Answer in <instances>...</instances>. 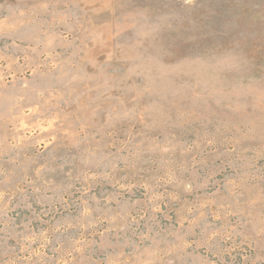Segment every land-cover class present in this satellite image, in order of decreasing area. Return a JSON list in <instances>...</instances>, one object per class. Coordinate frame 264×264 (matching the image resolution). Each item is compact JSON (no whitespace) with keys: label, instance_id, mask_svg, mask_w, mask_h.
I'll list each match as a JSON object with an SVG mask.
<instances>
[{"label":"rangeland","instance_id":"obj_1","mask_svg":"<svg viewBox=\"0 0 264 264\" xmlns=\"http://www.w3.org/2000/svg\"><path fill=\"white\" fill-rule=\"evenodd\" d=\"M0 264H264V0H0Z\"/></svg>","mask_w":264,"mask_h":264}]
</instances>
